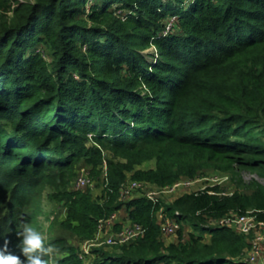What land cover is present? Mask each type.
Here are the masks:
<instances>
[{"label":"trees","instance_id":"obj_1","mask_svg":"<svg viewBox=\"0 0 264 264\" xmlns=\"http://www.w3.org/2000/svg\"><path fill=\"white\" fill-rule=\"evenodd\" d=\"M81 158L99 172L106 161L101 194L67 190ZM207 169L235 187L118 199L128 172L165 185ZM240 171L264 178V0H0V248L23 258L18 233L51 189L77 238L49 241L54 264H241L252 234L211 223L249 210L264 221V184ZM120 209L143 236L80 257ZM159 210L178 223L168 244Z\"/></svg>","mask_w":264,"mask_h":264},{"label":"rangeland","instance_id":"obj_2","mask_svg":"<svg viewBox=\"0 0 264 264\" xmlns=\"http://www.w3.org/2000/svg\"><path fill=\"white\" fill-rule=\"evenodd\" d=\"M16 1H25V0H11V7H13L14 4H16ZM165 32L168 30L172 29H177V20L174 16H170L169 18L165 19ZM143 53L147 56V58L152 61L155 60L157 57V50L154 45H150L148 48L143 50ZM111 156V155H110ZM102 166V165H101ZM149 167H154V163L152 162H143L141 165L135 166V169H146ZM101 169V168H100ZM97 171V173H96ZM88 173V175L94 180L95 186L91 189V192L93 193L94 196L101 194V188L100 184V174L101 172L98 171V168L94 167L93 165L87 163L84 161L83 158H81L78 162L74 164L73 168V173L72 176L69 178L67 181V190L71 191H77L76 188L73 187L74 180L77 177V174L79 173ZM241 177L243 178L244 182H248L251 179H255L262 184H264V178L259 177L258 175L251 173L249 171H240ZM92 175V176H91ZM131 173H127V180H131ZM183 180H194V183L190 184L189 186L186 187H177L172 191H165L166 193H163L162 195L157 196V200L155 202H160L163 201L164 203H168L172 201L175 197L180 195L183 192H188V191H195L202 186H208V185H219L222 188H225L224 190H221V193L225 192H230L229 190L233 189L235 187L234 182L231 179V176L228 173H224L222 171H219L217 169H207L205 173L201 176H194L192 178H186L182 177L177 179L171 184H165V185H156L153 183H148L146 188H152V187H165V186H170L178 181H183ZM144 186V185H143ZM51 189L45 190L43 193L41 199L36 203L35 208H34V220L31 221L30 224L26 225V228L31 226L35 227L38 231H40L43 234L45 245H49V241L58 238L60 236L62 237H67L69 239L70 243H74L77 241L76 237L71 236L72 234L68 233L69 231L64 228L61 224L60 221H63L67 218L68 215V203L65 199H63V196L61 194L59 195L58 198H52V196H49V193L51 192ZM141 192H135L132 196L130 197H120L118 194V199L120 200H127V199H132L133 197L136 196H141ZM125 211L124 209H121ZM162 213V210H160ZM160 215V214H159ZM109 218V217H108ZM105 219H100L97 222V229H99V226L103 228L105 226ZM96 232V231H95ZM94 237V236H93ZM164 237V243L168 244L170 241H175L176 234H171ZM252 238H249L251 241ZM84 242V241H83ZM82 242V243H83ZM124 244V243H123ZM100 245H121L119 243L115 244H99V245H94V246H100ZM50 246V245H49ZM51 247V264H54V258L57 256V251ZM261 248L264 253V238L261 240Z\"/></svg>","mask_w":264,"mask_h":264},{"label":"built area","instance_id":"obj_3","mask_svg":"<svg viewBox=\"0 0 264 264\" xmlns=\"http://www.w3.org/2000/svg\"><path fill=\"white\" fill-rule=\"evenodd\" d=\"M101 181L103 187L107 186L108 177L106 171V161L103 159L101 164ZM194 183V180H183L178 181L170 186L161 187H150L146 188L142 182L136 180H126L122 182L118 188L120 197H130L135 192H141V196L155 202L157 196L166 193L165 191H172L177 187H186ZM144 185V186H143ZM95 186L94 180L88 175V173L77 174L74 180L73 187L77 190H83L86 188H93ZM206 186H202L196 191L204 189ZM160 214V228L164 235L176 234L178 228V223L172 219L164 217L162 213ZM211 223L218 226H228L235 229L237 232L250 235V247L245 252L243 257L240 259L241 264H264V253L261 248V240L264 238V221L258 220L255 212L253 210L246 211L244 213L230 212L220 218L211 220ZM145 229L138 223H131L121 226L118 231H112V233L107 235L98 234L94 239L86 241L82 244V251L87 253L90 247L98 244H123L130 242L137 237L143 236Z\"/></svg>","mask_w":264,"mask_h":264},{"label":"clouds","instance_id":"obj_4","mask_svg":"<svg viewBox=\"0 0 264 264\" xmlns=\"http://www.w3.org/2000/svg\"><path fill=\"white\" fill-rule=\"evenodd\" d=\"M23 237L20 247L21 255L7 251V246L0 248V264H47L44 256L51 252V247L45 245L43 234L35 227H27L18 233Z\"/></svg>","mask_w":264,"mask_h":264},{"label":"crops","instance_id":"obj_5","mask_svg":"<svg viewBox=\"0 0 264 264\" xmlns=\"http://www.w3.org/2000/svg\"><path fill=\"white\" fill-rule=\"evenodd\" d=\"M159 211L157 212V217H158V221H159V224H160V222H161V219L160 218L161 217L159 215ZM162 215H163V213H162ZM131 223H133V222H131V221L128 220L126 212L120 209V210L112 213V215L105 220V226L103 228H101L99 226V229H97L96 232L94 233V237H92L89 240L94 239L98 234L107 235V234L112 233V231H118L121 228V226L127 225V224H131ZM116 225H119V228L118 229L115 228ZM162 235L163 236H167V235H164L163 233H162ZM89 240H86V241H89ZM83 241L86 242L85 240H83ZM83 241H80L78 243L79 250H80V257L83 255V253H85V252L82 251V248H81L82 247V244L84 243ZM93 246L90 247V250H91V248ZM89 251L87 253H89Z\"/></svg>","mask_w":264,"mask_h":264}]
</instances>
